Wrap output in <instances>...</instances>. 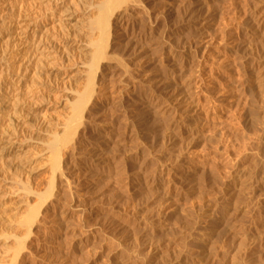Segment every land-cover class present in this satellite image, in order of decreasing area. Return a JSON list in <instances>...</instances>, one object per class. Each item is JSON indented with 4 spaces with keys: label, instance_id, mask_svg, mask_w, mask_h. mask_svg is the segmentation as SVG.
<instances>
[{
    "label": "rangeland",
    "instance_id": "1",
    "mask_svg": "<svg viewBox=\"0 0 264 264\" xmlns=\"http://www.w3.org/2000/svg\"><path fill=\"white\" fill-rule=\"evenodd\" d=\"M100 1L57 3L44 24L68 49L44 51L17 108L24 123L0 126L23 141L0 169V264H264V0L112 8L68 141ZM179 93L182 108L150 106Z\"/></svg>",
    "mask_w": 264,
    "mask_h": 264
},
{
    "label": "bare ground",
    "instance_id": "2",
    "mask_svg": "<svg viewBox=\"0 0 264 264\" xmlns=\"http://www.w3.org/2000/svg\"><path fill=\"white\" fill-rule=\"evenodd\" d=\"M61 1L62 0H0V126H2L6 120L9 121L10 125L8 126L11 128L17 123H24L22 122L23 119L17 115V108L23 100V93L37 86L36 80L39 78L37 67L41 59L49 57V53L44 51L56 50V52H58L59 50L61 54H65L63 51L66 48L68 49V47H65L67 45L65 42H59L55 36L48 33L50 27L48 28L46 24H44L49 14H56L55 7L57 3ZM125 2L126 0H102L96 5L97 14L91 18L90 28L93 30L98 29L99 36L96 39L90 40L88 44L91 52V59L88 67L85 89L83 92H77L76 99L71 102L72 113L64 127V132L67 136L65 140H68L69 136L75 134L76 128H74V126L82 117L83 110L88 101L87 97L95 91V69L98 66V60L106 58L110 11L112 8L120 7ZM35 5H38L40 8L43 7L41 9L42 11L30 9L31 11L29 13V8ZM60 22L62 21H59V23ZM67 24L69 26L71 25L70 22ZM52 25L54 24L52 23ZM77 47L79 48L80 45ZM81 51H84V49ZM182 93L183 92H181V94ZM156 98L153 99L150 106L154 107L159 113H162L165 112L169 106L176 110L180 107L182 108L179 103H181L185 97L183 98L179 93V96L177 95L173 99H165L164 101L166 104H164V101L160 100L161 98ZM165 108L166 110H163ZM2 132H5L4 134H7V137L11 135L8 130ZM56 133L53 134L48 144V148L51 152L50 154H52L50 158L52 160L51 168L53 169L59 168V144H64L60 139V135ZM2 136L3 135L0 134V169L3 168L4 165V156L16 152L13 148L10 150L11 144H13V146L17 144V148H19L23 143V141L12 142L13 138L3 139ZM70 139H72V137H70ZM7 145L10 146L7 147ZM83 154H86V152ZM52 184L53 183H51V185ZM24 188L27 189V187ZM39 198H41V196ZM29 209L24 220L21 221L23 225L30 224L36 218L37 209ZM27 230L29 229L27 228ZM21 243L22 241L19 240L18 246Z\"/></svg>",
    "mask_w": 264,
    "mask_h": 264
}]
</instances>
